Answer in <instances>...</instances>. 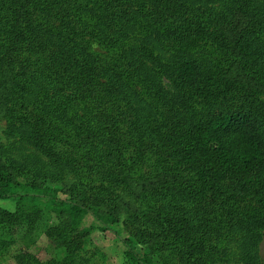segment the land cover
Wrapping results in <instances>:
<instances>
[{
  "label": "trees",
  "instance_id": "16d2710c",
  "mask_svg": "<svg viewBox=\"0 0 264 264\" xmlns=\"http://www.w3.org/2000/svg\"><path fill=\"white\" fill-rule=\"evenodd\" d=\"M0 201V264H264V0H0Z\"/></svg>",
  "mask_w": 264,
  "mask_h": 264
},
{
  "label": "rangeland",
  "instance_id": "374dc122",
  "mask_svg": "<svg viewBox=\"0 0 264 264\" xmlns=\"http://www.w3.org/2000/svg\"><path fill=\"white\" fill-rule=\"evenodd\" d=\"M50 186H55L51 183H48ZM0 210L13 212L15 210V205L11 202H1L0 201ZM51 220V219H50ZM92 222L91 218H88L86 224H90ZM37 228L42 229V226ZM36 228V230H37ZM40 231L33 232L32 236L34 237V243L27 246L26 243L23 241V231L19 230L13 231V238L15 240V244L9 250V253L5 255L4 259L2 260V264H16L14 259L11 257L13 254L24 251L30 253L35 258H37L41 262H45L50 260L52 257L56 255V244L48 238L44 233L38 234ZM38 234V235H37ZM0 237L10 240V234L7 232L5 227L0 224ZM90 251L92 252L93 249H96L99 252L100 256L96 259V264H123L124 258L122 255V247L113 243L110 238L101 235L99 232H94L90 236ZM135 246L141 247L142 242L138 239H134ZM165 253L159 254L156 258L160 259L159 261L154 259V262L159 264H164L163 258L167 256L164 255ZM260 254L261 257L264 259V236L263 240L260 244ZM168 262H171L170 258H167ZM221 264V263H220ZM223 264V263H222Z\"/></svg>",
  "mask_w": 264,
  "mask_h": 264
}]
</instances>
